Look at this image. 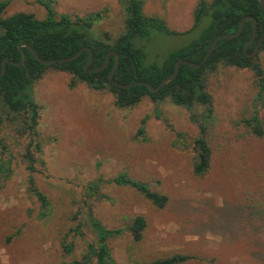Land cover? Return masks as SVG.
<instances>
[{
    "label": "rangeland",
    "instance_id": "rangeland-1",
    "mask_svg": "<svg viewBox=\"0 0 264 264\" xmlns=\"http://www.w3.org/2000/svg\"><path fill=\"white\" fill-rule=\"evenodd\" d=\"M52 3L59 14L105 8L93 28L98 37L107 32L115 38L125 25L121 0ZM198 3L143 0L145 13L161 16L173 31L153 29L150 38L138 43L146 51V63L162 62L202 33L207 21L194 27ZM18 11L38 18L47 14L38 0H9L4 15ZM257 59L264 67V50ZM70 78L68 72L51 68L34 86L40 105L35 139L41 149L30 148L35 153L33 175L51 201L48 216L40 217V202L29 190L31 170L24 152L31 135L1 131L12 152L13 172L9 178L0 176V264H94L95 256H87L99 243L87 213V186L124 171L167 192L170 202L160 209L131 187L102 185L106 197L92 199L93 209L107 228L123 227L135 214L147 218L142 241L134 242L128 230L109 239L116 264L175 252L195 256L183 264H264V134L254 133L245 122L258 118L264 128V87L252 69L223 65L209 77L214 114L206 138L213 160L205 176L193 172L195 152L172 145L170 124L191 135L200 133L189 109L170 99L156 103L148 98L120 108L112 93L84 82L71 88ZM145 116L146 139L137 134Z\"/></svg>",
    "mask_w": 264,
    "mask_h": 264
},
{
    "label": "trees",
    "instance_id": "trees-1",
    "mask_svg": "<svg viewBox=\"0 0 264 264\" xmlns=\"http://www.w3.org/2000/svg\"><path fill=\"white\" fill-rule=\"evenodd\" d=\"M46 7L47 14L38 18L32 12L18 11L5 16L4 12L9 0H0V71L3 60L20 61L23 51L27 57L23 64L6 62V72L0 76V176L9 178L13 172L12 152L6 138L1 135L2 129H12L18 137L25 134L32 139L24 152V158L31 170L29 190L40 202V217L51 213V201L46 192L38 185L33 173L35 169L34 152L30 148L33 144L38 150L40 144L35 137L39 135L37 125L40 117V105L36 101L34 86L49 69L65 71L71 74L69 86L71 88L80 82L91 88L108 91L115 97V104L120 108H132L140 104L145 98L161 103L167 99L182 105L191 111V118L200 127L198 135H191L176 129L172 124L174 138L172 145L189 153L195 152L192 160L193 172L198 176H205L213 160V147L206 138L207 130L213 121L214 96L209 90L210 75L220 66H235L250 68L255 72L259 84L264 87V67L256 56L248 55L252 52L264 34V8L260 0H199L194 10V27L207 21L202 33L188 44L172 52L162 62L146 63V51L140 46L142 40L150 38L151 31L173 32L167 26L164 18L158 15H148L143 9V0H121L127 12L122 32L115 38L106 32L104 37L95 36L93 28L95 22L102 20L105 8L91 11L84 15L57 13L52 6V0H38ZM253 16L257 20L256 39L245 51L246 44L254 33V20L247 18L239 35L231 38H221L208 59L204 60L213 39L223 33H233L239 28L242 19ZM188 32V31H187ZM138 40V42H137ZM33 46L43 59H53L74 55L81 48L88 47L92 52V61L88 70L85 64L90 51L84 50L80 56L71 61H57L45 64L40 61L23 43ZM264 50V41L260 51ZM114 51L109 58L108 65L100 71H91L105 63L107 55ZM117 55L120 64L114 73V80L109 73L115 65ZM188 59L202 63L200 67L181 63L178 75L159 90L153 91L148 85L136 84L123 87L118 83L129 84L136 81H148L157 86L166 76L173 73L179 59ZM159 116V115H158ZM148 117L141 120L137 134L146 139V124ZM167 120V118H166ZM254 133L264 134V128L258 118L245 120ZM105 182L135 189L142 197L163 209L170 202L167 192L153 188L148 182L135 179L128 172L103 180L98 178L87 186L86 206L89 219L97 231L98 246L87 256H95L94 264H116L109 247V239L128 230L134 242L143 239L147 227L144 214L133 215L123 227L107 228L95 216L93 200L106 197L102 192ZM68 251L73 250L72 244L66 245ZM195 258L194 255L175 252L172 255L155 258L148 261L134 260L132 264H183ZM65 264H77L76 261ZM212 264H222L214 261Z\"/></svg>",
    "mask_w": 264,
    "mask_h": 264
},
{
    "label": "water",
    "instance_id": "water-1",
    "mask_svg": "<svg viewBox=\"0 0 264 264\" xmlns=\"http://www.w3.org/2000/svg\"><path fill=\"white\" fill-rule=\"evenodd\" d=\"M263 8H264V0H260ZM247 18H252L254 20V33H253V37L252 39L246 44L245 46V51H247L248 47L251 45V43H253L256 39V34H257V20L255 17L253 16H246L242 19L240 25H239V28L236 32H233V33H223V34H220L218 36H216L210 47H209V50L204 58V60L202 61V63H204L208 57L210 56V54L212 53L213 49L215 48L217 42L221 39V38H231V37H235L237 35L240 34V32L242 31L243 29V26H244V22ZM264 41V34L262 35V37L260 38V40L257 42L254 50L252 52H248V55L250 56H256L259 51H260V47H261V44L262 42ZM24 45L28 46L30 48V50L33 52V54L40 60L42 61L43 63L45 64H51V63H54V62H57V61H71V60H74L76 59L78 56H80V54L84 51V50H89L90 51V55H89V58H88V61L86 62L85 64V69L88 70V67L90 66L91 64V61H92V52H91V49L88 48V47H83L81 48L77 53H75L74 55H71V56H67V57H59V58H53V59H43L39 53L36 51V49L29 45L27 42L23 43ZM114 51H110L107 55V59L105 61V63H103L101 66L99 67H96L94 69H92L91 71H100L102 70L103 68H105L108 63H109V58H110V55L113 53ZM26 53L23 51V57L20 61H15V60H10L8 57H6L3 62H2V69L0 71V76H2L5 72H6V62L8 60H10L12 63L14 64H23L26 60ZM181 63H186V64H189V65H192L194 67H200L202 65V63H196V62H193L191 60H188V59H179L176 64H175V69L173 71V73H171L170 75L166 76L157 86H154L152 83L148 82V81H136V82H133V83H129V84H124V83H118L120 86H123V87H131V86H134L136 84H145V85H148L153 91H157L159 90L164 84L166 83H169L171 80H173L177 75H178V72H179V69H180V64ZM120 64V58L119 56L117 55V58H116V62H115V65L113 66V68L111 69L110 73H109V78L113 81L114 80V73L115 71L117 70L118 66Z\"/></svg>",
    "mask_w": 264,
    "mask_h": 264
}]
</instances>
